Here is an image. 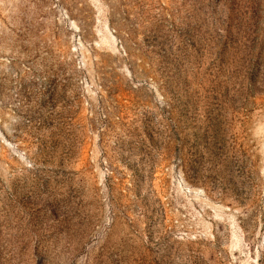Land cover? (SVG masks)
Here are the masks:
<instances>
[{"label": "rangeland", "instance_id": "374dc122", "mask_svg": "<svg viewBox=\"0 0 264 264\" xmlns=\"http://www.w3.org/2000/svg\"><path fill=\"white\" fill-rule=\"evenodd\" d=\"M0 264H264V0H0Z\"/></svg>", "mask_w": 264, "mask_h": 264}]
</instances>
